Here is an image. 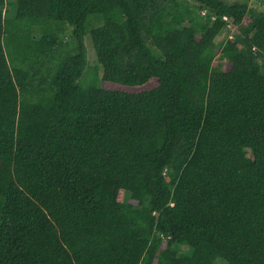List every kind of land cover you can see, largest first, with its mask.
Masks as SVG:
<instances>
[{"label": "trees", "instance_id": "16d2710c", "mask_svg": "<svg viewBox=\"0 0 264 264\" xmlns=\"http://www.w3.org/2000/svg\"><path fill=\"white\" fill-rule=\"evenodd\" d=\"M221 263L264 264V12L0 0V264Z\"/></svg>", "mask_w": 264, "mask_h": 264}, {"label": "rangeland", "instance_id": "374dc122", "mask_svg": "<svg viewBox=\"0 0 264 264\" xmlns=\"http://www.w3.org/2000/svg\"><path fill=\"white\" fill-rule=\"evenodd\" d=\"M225 1L228 2V3H231V4L234 3V2H245V3H248L250 7L264 12V0H225ZM9 15H11V14L9 13ZM101 24H102V22L99 21V20H96V19L92 20V26L93 27L99 26ZM236 32H237V29L234 26H232V25H231V27L225 28L222 31V33L218 36V38L216 39L217 46L220 47L227 39H229L228 38L229 36H233ZM72 34H73V29L70 28L65 35L61 36V39H62V41L71 43L72 46L73 45L75 46L74 40L72 38ZM35 36L36 37H40V35H37V34ZM86 46H87V49H88L89 65L95 67V65L96 64L98 65L99 63H98V58H97V55H96V52H95V49H94V46H93V42H92V38H91L90 34L86 37ZM103 84L115 85V86H104L105 88H120V89H124V90L130 91L129 89L123 88V87H119L116 84H112V83H108V82H103L102 85ZM155 86L156 85L154 83H152L150 85H147L146 87L140 88L137 91H143V90H146V89H151V88H154ZM221 264H223V263H221Z\"/></svg>", "mask_w": 264, "mask_h": 264}]
</instances>
